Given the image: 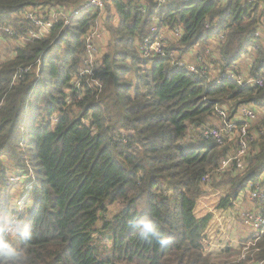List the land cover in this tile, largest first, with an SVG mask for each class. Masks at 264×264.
I'll list each match as a JSON object with an SVG mask.
<instances>
[{
    "label": "trees",
    "instance_id": "obj_1",
    "mask_svg": "<svg viewBox=\"0 0 264 264\" xmlns=\"http://www.w3.org/2000/svg\"><path fill=\"white\" fill-rule=\"evenodd\" d=\"M84 1L0 0V22L17 34H0V203L24 198L20 215L34 232L23 245L28 264H264V234L242 258L252 231L237 250L208 253L212 214L196 212L214 186H229L218 205L225 209L252 181L264 193V86L210 82L227 70L264 78V0H109L103 13L87 9L69 25L59 19L48 36L19 40L33 26L25 13ZM99 19L111 38L97 40V59L88 63V34ZM155 22L161 30L182 28L167 50L184 67L140 52ZM220 33L219 54L207 53ZM244 107L259 116L256 139L243 171H223L240 128L222 131V146L205 139L203 128L220 127L218 108L231 123ZM6 159L23 176L33 170L14 197L21 180L9 183L18 171L7 176ZM255 202L264 212V196ZM144 214L170 238L166 247L140 240L129 226Z\"/></svg>",
    "mask_w": 264,
    "mask_h": 264
},
{
    "label": "built area",
    "instance_id": "obj_2",
    "mask_svg": "<svg viewBox=\"0 0 264 264\" xmlns=\"http://www.w3.org/2000/svg\"><path fill=\"white\" fill-rule=\"evenodd\" d=\"M160 5L167 3L169 0H156ZM109 0H85L81 4L77 5L76 7L69 8L66 10L65 8H61L60 6H47L45 8H38L34 11H29L25 13L22 17L29 19L33 26L29 29L25 34H19L18 38L20 41H24L27 37L36 38V37H45L50 34L52 27L60 21L59 19H63L64 26L71 24L72 20L81 15L87 9H96L100 10L102 13L105 11L106 4ZM260 7L263 8V1H260ZM66 18V19H65ZM156 23V22H155ZM160 24L153 25L151 31L152 36L146 37L142 42L139 44L140 52L146 57H153L155 58H163V57H170L171 63L174 66L184 67L185 63L182 61L177 60V53L168 51V45L174 40H178L183 32L181 27H176L174 31H168L167 28L159 27ZM210 23H206V27H209ZM160 29H159V28ZM166 30V31H164ZM8 33L11 38L17 36L15 28L12 25H7L3 22H0V34L1 33ZM95 34L98 36L96 37ZM101 37L100 33L97 30H93L88 34V54H87V62L93 63L97 59V54L95 55V48L96 42ZM223 34H217L210 39L209 46L207 48V53L214 50L215 54H219V50L221 49V45L223 44L224 39ZM199 45V44H198ZM198 45L194 48V54H197L199 50L197 49ZM199 61H201L202 57L200 56ZM86 62V63H87ZM196 62V61H195ZM193 62L192 64H188V67L195 71V65ZM237 82L240 85H251V86H264V78L263 77H251L249 76L248 72H241L238 73L233 70H227L223 74H217L214 77L210 78V82L215 85H220L224 82ZM216 112L221 118L224 119L226 117V112L219 109ZM237 119L242 122L239 125V131L237 134L240 136V140L237 142V146L235 147L236 153H232L231 156L222 159L221 161V169L224 171L230 168L232 165L235 166V169L238 171H243L245 169V158L247 156L248 150L251 144L256 139V134L251 132V128L254 122L257 120V113L256 110L244 107L242 108L239 113L236 115ZM234 120V121H236ZM232 121V122H234ZM231 122V123H232ZM231 123H228V128L230 129ZM219 128L211 127V128H203V134L205 139L211 141H215L219 146L227 144V140L224 137V133ZM226 134V133H225ZM23 174L18 171L14 173L13 176L9 178V183L12 185L17 181L21 180ZM204 182L209 181V177L206 176L203 179ZM260 182L261 181H252L248 185V194L251 201H256L259 197L264 196V193L260 191ZM22 204V203H20ZM241 223L246 227L247 233L253 232L255 239L250 240L246 245L242 248V258H245L246 254L249 252L250 248L256 244L257 240L261 238L262 234H264V212L261 210L255 211H242L240 216ZM247 237V234H246Z\"/></svg>",
    "mask_w": 264,
    "mask_h": 264
},
{
    "label": "clouds",
    "instance_id": "obj_3",
    "mask_svg": "<svg viewBox=\"0 0 264 264\" xmlns=\"http://www.w3.org/2000/svg\"><path fill=\"white\" fill-rule=\"evenodd\" d=\"M23 208L24 206L18 200L0 203V264H28L30 257L25 252L23 245L33 239L34 232L33 226L20 215ZM226 209H234V207ZM236 211L238 210L236 209ZM241 213L240 211L237 214L239 218ZM128 224L135 229L138 238L142 241L149 243L155 241L161 247H166L170 243V238L161 232L156 221L149 214L133 215ZM206 230L204 233L205 246L207 244L206 237L209 235Z\"/></svg>",
    "mask_w": 264,
    "mask_h": 264
},
{
    "label": "crops",
    "instance_id": "obj_4",
    "mask_svg": "<svg viewBox=\"0 0 264 264\" xmlns=\"http://www.w3.org/2000/svg\"><path fill=\"white\" fill-rule=\"evenodd\" d=\"M207 189L209 192L213 190L209 188ZM206 194L204 195V199L211 196L210 194ZM243 200L244 196L242 194L236 201V206L234 207V209L219 208L218 206L208 207L205 202L201 204L203 200L200 201V204L198 201L201 210L199 211V213L197 212L198 216H204L207 213L212 214V218L207 228L209 235H207L206 237V247L208 253H211L214 256H218L220 253H224L227 248L231 251L235 249L237 250L241 245L242 240L246 239V227L241 224L239 216L235 218L236 209L238 210V208H241L240 204Z\"/></svg>",
    "mask_w": 264,
    "mask_h": 264
},
{
    "label": "rangeland",
    "instance_id": "obj_5",
    "mask_svg": "<svg viewBox=\"0 0 264 264\" xmlns=\"http://www.w3.org/2000/svg\"><path fill=\"white\" fill-rule=\"evenodd\" d=\"M118 16H116V18H117ZM66 19V18H65ZM120 19V18H119ZM116 20H114L113 19V21H109L111 24H118V22L119 21H117V22H115ZM109 23V25H111ZM70 24V23H69ZM97 24H98V27L96 28V30L100 33V35H101V37L98 39V40H100L101 41V39H103L104 41H107V40H109L110 38H111V34L109 33V28H108V26L107 25H105L104 26V22H102L101 23V19H99L98 20V22H97ZM263 31H264V29H263ZM95 36L97 37L98 35L97 34H95ZM173 41H176V40H173ZM98 44H100V42L99 43H97V45ZM100 45H102V44H100ZM2 47H3V45H2ZM210 47V46H209ZM3 49L5 50V51H10V48H9V45H8V43L6 44V46L5 47H3ZM193 51H194V49H193ZM207 54V53H206ZM192 56V55H191ZM191 56L188 58L192 63L193 62H195V60H193L192 58H191ZM206 57V56H205ZM41 64V63H40ZM40 64L38 65V68L40 67ZM151 64H152V62L150 61V63H149V66H151ZM259 116L257 115V117L256 118H258ZM216 119L219 121V123H218V127L220 128V130H222V131H224L225 133H229L230 132V130H229V128H228V123L227 122H225V120L224 119H222V118H217L216 117ZM255 124L256 123H258V119H257V121H255L254 122ZM221 124H222V127H221ZM240 124H242V122L241 121H239V120H236V121H234V122H232L231 123V125H230V129L231 130H235V131H237L238 129H239V125ZM250 149V148H249ZM6 160H8V159H6ZM8 163V167H7V176H8V172H11L12 170H20V171H22V172H25L23 169H17L15 166H14V163L13 162H11V161H7ZM33 170H30V172L27 174V176H25V177H21V181L17 184V185H13V187H12V191L13 192H11V195H13V197H14V194L13 193H15V190L16 189H14V188H17V191L19 190V188L21 189V187H23V183H24V181L25 180H28V177L29 178H31L32 177V172ZM26 173V172H25ZM31 183H32V181H31ZM212 183V182H211ZM3 185V182H2V180H1V178H0V187ZM18 186V187H17ZM213 187V186H212ZM214 189L211 191V192H209L208 191V193L206 194V195H211V196H209L208 198H206V199H204L205 198V196H203V198L201 199V198H199V204H200V201L201 200H203L202 201V203L201 204H203L204 202H205V204L206 205H208V207H212V206H218L219 205V202H220V200H221V198L222 197H225L226 195H227V192L229 191V186L228 185H223L222 187H220V186H218V187H213ZM248 189L249 188H247V190L243 193V196H244V200L242 201V203L240 204V207L241 208H238V211H236V213H235V215L238 217V215L237 214H239V212L241 211H254L255 209H258L257 207V203L256 202H254V201H251L250 200V197H249V194H248ZM21 199V197H20V195H16L15 196V198H13V200H20ZM23 200H20L19 202L21 203ZM199 204H198V206H197V211L196 212H198L199 213V211H201L200 210V206H199ZM207 207V208H208ZM235 216V217H236Z\"/></svg>",
    "mask_w": 264,
    "mask_h": 264
},
{
    "label": "bare ground",
    "instance_id": "obj_6",
    "mask_svg": "<svg viewBox=\"0 0 264 264\" xmlns=\"http://www.w3.org/2000/svg\"><path fill=\"white\" fill-rule=\"evenodd\" d=\"M23 200H24V198H23Z\"/></svg>",
    "mask_w": 264,
    "mask_h": 264
}]
</instances>
